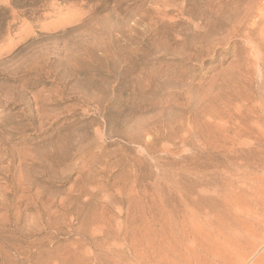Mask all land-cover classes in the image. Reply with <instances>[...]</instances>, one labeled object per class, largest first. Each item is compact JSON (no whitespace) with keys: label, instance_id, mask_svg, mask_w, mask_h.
<instances>
[{"label":"rangeland","instance_id":"374dc122","mask_svg":"<svg viewBox=\"0 0 264 264\" xmlns=\"http://www.w3.org/2000/svg\"><path fill=\"white\" fill-rule=\"evenodd\" d=\"M0 264H264V0H0Z\"/></svg>","mask_w":264,"mask_h":264}]
</instances>
